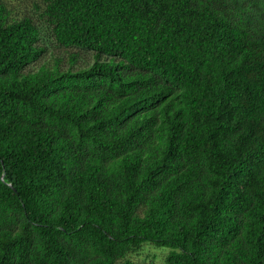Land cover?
<instances>
[{
  "label": "trees",
  "instance_id": "16d2710c",
  "mask_svg": "<svg viewBox=\"0 0 264 264\" xmlns=\"http://www.w3.org/2000/svg\"><path fill=\"white\" fill-rule=\"evenodd\" d=\"M37 10L0 0V264H264V0Z\"/></svg>",
  "mask_w": 264,
  "mask_h": 264
},
{
  "label": "rangeland",
  "instance_id": "374dc122",
  "mask_svg": "<svg viewBox=\"0 0 264 264\" xmlns=\"http://www.w3.org/2000/svg\"><path fill=\"white\" fill-rule=\"evenodd\" d=\"M8 8L12 11L13 15L22 16L23 14H28L33 18L37 19L38 10L37 8L41 6V0H5ZM46 60L52 63L54 55H61L63 51L61 48H56L51 37L46 39ZM40 62L31 65V67H38ZM166 251L163 249H157L154 247H146L138 254L132 255L130 258L138 264H165L164 255Z\"/></svg>",
  "mask_w": 264,
  "mask_h": 264
}]
</instances>
